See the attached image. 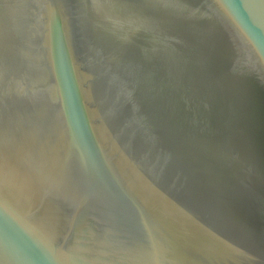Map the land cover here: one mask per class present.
Listing matches in <instances>:
<instances>
[{
  "label": "water",
  "instance_id": "obj_1",
  "mask_svg": "<svg viewBox=\"0 0 264 264\" xmlns=\"http://www.w3.org/2000/svg\"><path fill=\"white\" fill-rule=\"evenodd\" d=\"M0 264H264V0H0Z\"/></svg>",
  "mask_w": 264,
  "mask_h": 264
}]
</instances>
